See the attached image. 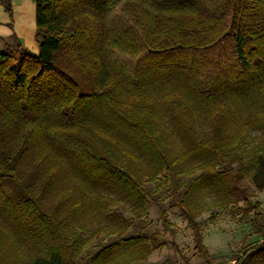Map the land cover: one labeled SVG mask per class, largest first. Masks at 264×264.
Segmentation results:
<instances>
[{
	"label": "trees",
	"instance_id": "1",
	"mask_svg": "<svg viewBox=\"0 0 264 264\" xmlns=\"http://www.w3.org/2000/svg\"><path fill=\"white\" fill-rule=\"evenodd\" d=\"M35 4L39 53L0 51V264L143 261L163 186L207 264L201 202L248 205L263 238L234 264H264V0Z\"/></svg>",
	"mask_w": 264,
	"mask_h": 264
},
{
	"label": "rangeland",
	"instance_id": "2",
	"mask_svg": "<svg viewBox=\"0 0 264 264\" xmlns=\"http://www.w3.org/2000/svg\"><path fill=\"white\" fill-rule=\"evenodd\" d=\"M8 42L15 50L17 43L13 39ZM4 50H6V47L4 42L0 40V51ZM258 135L259 133L254 132L252 137L255 138ZM243 183L247 185L248 190L254 196L249 199V202L251 204L259 203L262 213L261 223L264 225V190L256 189L249 177H246ZM159 192L167 208L170 226H164L158 208L150 203L147 213L140 222L153 237L151 240L153 249L145 260L132 264H207L196 248L193 230L182 210L171 202V191L163 186L160 187ZM201 205H205V207H203L202 213L199 214L196 221L202 234V243L214 262L234 264L235 259L241 256L246 247L254 242L262 241L263 235L255 226L254 214L249 212L251 208L243 202L236 207L233 205L226 206L220 204L213 195H209L204 198ZM117 208L126 217H129L127 210L122 209L120 206ZM138 232L139 229H136L133 225L130 227L128 234L137 235ZM108 238L110 237L107 233L96 235L92 243L96 246L106 242ZM88 248L87 250L92 249L91 246Z\"/></svg>",
	"mask_w": 264,
	"mask_h": 264
},
{
	"label": "crops",
	"instance_id": "3",
	"mask_svg": "<svg viewBox=\"0 0 264 264\" xmlns=\"http://www.w3.org/2000/svg\"><path fill=\"white\" fill-rule=\"evenodd\" d=\"M12 9L11 16L0 4V40L8 42L16 36L23 47L37 55L39 46L35 40L37 32L35 0H12Z\"/></svg>",
	"mask_w": 264,
	"mask_h": 264
}]
</instances>
